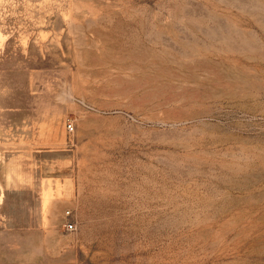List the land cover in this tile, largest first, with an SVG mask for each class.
Segmentation results:
<instances>
[{"label":"rangeland","instance_id":"374dc122","mask_svg":"<svg viewBox=\"0 0 264 264\" xmlns=\"http://www.w3.org/2000/svg\"><path fill=\"white\" fill-rule=\"evenodd\" d=\"M0 264H264V0H0Z\"/></svg>","mask_w":264,"mask_h":264},{"label":"built area","instance_id":"2783aa9c","mask_svg":"<svg viewBox=\"0 0 264 264\" xmlns=\"http://www.w3.org/2000/svg\"><path fill=\"white\" fill-rule=\"evenodd\" d=\"M68 125H69L70 128H73V124L71 122H69ZM65 226H66L67 229H73L75 227V224H74L73 221L68 220V221H66Z\"/></svg>","mask_w":264,"mask_h":264}]
</instances>
